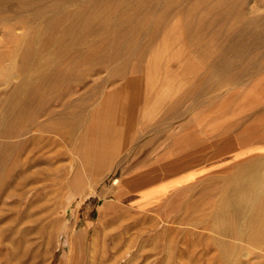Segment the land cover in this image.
<instances>
[{
	"label": "rangeland",
	"instance_id": "374dc122",
	"mask_svg": "<svg viewBox=\"0 0 264 264\" xmlns=\"http://www.w3.org/2000/svg\"><path fill=\"white\" fill-rule=\"evenodd\" d=\"M147 2L109 4L114 17L92 21L90 46L135 16L138 50L126 64L93 56L86 74L48 93V114L32 117L25 135L16 88L31 82L28 98L54 62L37 55L45 29L0 28V155L20 162L0 184V264H264V242L213 227L216 210L232 208L228 179L255 172L264 190V44L250 54L260 65L237 52L251 46L242 31L264 41V0H231L242 20L212 10L222 0H155L158 11L140 19ZM27 46L42 61L25 75L17 70ZM7 129L19 132L3 139ZM190 172L191 181L179 178Z\"/></svg>",
	"mask_w": 264,
	"mask_h": 264
},
{
	"label": "bare ground",
	"instance_id": "6f19581e",
	"mask_svg": "<svg viewBox=\"0 0 264 264\" xmlns=\"http://www.w3.org/2000/svg\"><path fill=\"white\" fill-rule=\"evenodd\" d=\"M120 1L122 2L124 0H50V2L48 0H0V28L11 25L15 28L22 27L24 25H29L34 26V28L45 29V31L43 32L42 30V34L39 35L41 36L40 42L42 41L41 45H43V49L42 51H40V48L39 53L38 50L36 52L38 53L37 55L40 54V56H42L43 53H49L50 60L54 62V65L51 67L49 73L48 69L43 71L44 69L48 68V62H46L48 58L46 57L47 59L46 61H44V63L46 62V66H44V69L42 70L43 72H41H45V74L39 78V85L33 87L31 94L27 96L28 98H26V95L25 97H21V94L24 89H26L28 86H31V82L26 80L27 82L21 83L16 88L14 98L16 99V104L18 103L19 106V102L21 101V107L19 110L22 114H20V112L18 114L22 115L19 130L22 134L25 135V133H28L31 130V127L33 128L37 126L34 125L32 117L36 116V114L38 113L40 114V116L46 113L48 114V93H59L62 90L64 80L68 78L79 79L84 74H86V70L83 69L82 66L86 63H89L92 60L91 58H93V56H96L94 58H99V61L102 62L122 60L126 64L130 53L133 50H138V47L136 45L138 44L137 40L132 38V34L138 31L139 28H141V23H135V16H130L127 18L126 21H118L115 25H113L114 28L120 29L121 31L118 30L115 35L112 33L111 35H108L107 33V36L105 38L103 37L104 41L99 40L100 42H95V44L93 43L91 44V46L86 41V35L88 30L99 26L98 24L92 25V21L95 18L102 16L114 17L115 11L111 10L109 4H115ZM222 1L224 3L223 5L220 4L218 6H213L212 10L224 9V14L236 12V8L231 5V0ZM85 4H88V6H85ZM228 5L230 6L229 8ZM147 6V8L141 9L140 12L137 13L140 19L143 17L144 14V16H146L151 13H156L159 9L157 8V6H155V0H148ZM211 8L212 7L210 6V9ZM128 11L129 10H127L126 12ZM220 12V14L222 15L223 12ZM236 13L238 14V12ZM237 16L241 20L243 19V15L241 13H239ZM105 27L106 26L104 25L103 28ZM144 28H142L141 31H144ZM95 30L96 29H94V31ZM145 31L148 30L146 29ZM156 31L157 29L154 28L151 30V33H155ZM245 33L247 34V38L251 40V46L246 48H237V52L241 56L243 64H262L260 58L250 56V54L253 50L256 49L257 46L264 44V41L262 40L263 36H259V34H254L253 32L248 33L246 31H242V36H244ZM112 37L114 38V40H116V46H111L110 44V41H112L113 39ZM185 40L186 42H189L188 38ZM30 46H27V49L25 48L26 52H23V59L20 62L19 67L17 66L19 69L17 71H21L25 75L30 72L31 68L39 67V63L42 61L31 60L32 56L30 57V55L32 54V49L30 48ZM52 47H55L56 49L52 50ZM110 48H112V51H110ZM142 51L143 50L139 52V56L144 53ZM110 52H112V54ZM72 69L77 70V72L73 73ZM30 77L32 76L29 75L28 78ZM232 80H234V78L228 79V81L226 82H231ZM55 83L58 84L55 85ZM221 87L222 86H220V88ZM16 104H14V106H16ZM33 105H37L36 110L34 108L35 111L29 114ZM11 109L9 110V112L11 111ZM13 110L15 111V109ZM5 114L6 112L4 113L3 117H5ZM7 122H9V120ZM38 126L40 129L47 130L48 118L40 122ZM19 131L7 129L5 132H3V139L5 137H14ZM1 146L3 147V149H5L7 147V144L3 143L1 144ZM16 166H20L18 157H14L12 158V160L8 161L6 157L0 155V184L2 182H5L4 178L6 176L3 175H7ZM233 178L234 179L230 178L226 181V188L228 187L227 189L229 192L224 197V202L226 204H231L232 208L223 210L217 209L218 211L216 210L214 215L218 222H216V224L214 223L213 227L220 233H223L224 236L226 235L232 239H236V241L246 239L248 241H251L252 243L261 245L264 242V225L260 224L259 226H254L255 224L253 223L257 219H261V216L264 214V190L258 187L259 184L262 183L263 177L254 172L252 179L248 182L236 180L235 177ZM248 210L251 211L249 216V219L251 221L248 222L250 227L241 223L242 219L246 217V211ZM229 260L230 259H228V261Z\"/></svg>",
	"mask_w": 264,
	"mask_h": 264
},
{
	"label": "crops",
	"instance_id": "0c3cea01",
	"mask_svg": "<svg viewBox=\"0 0 264 264\" xmlns=\"http://www.w3.org/2000/svg\"><path fill=\"white\" fill-rule=\"evenodd\" d=\"M184 44L187 45L186 40H184ZM193 172H194V171H193ZM193 172H190V173H188L187 175H180L179 178H185V177H187V179H189V181H191V180H192L191 177L194 175ZM175 178H178V177H175ZM162 184H163V183H162ZM159 185H161V183H158L157 185H155V186H153V187H158Z\"/></svg>",
	"mask_w": 264,
	"mask_h": 264
}]
</instances>
